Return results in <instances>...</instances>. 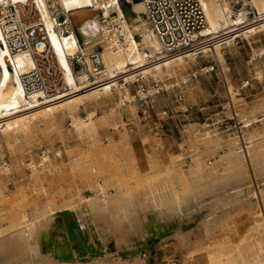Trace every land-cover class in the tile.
<instances>
[{"label": "bare ground", "instance_id": "6f19581e", "mask_svg": "<svg viewBox=\"0 0 264 264\" xmlns=\"http://www.w3.org/2000/svg\"><path fill=\"white\" fill-rule=\"evenodd\" d=\"M251 1L254 20L242 11L226 13L223 0H199L205 15V27L197 34L201 44L193 52L171 55L162 51L138 0H116L103 9H94L92 0H56L71 24L69 38L53 30L45 0H0V17L10 5H35L40 10L46 40L69 89L54 98L26 93L21 75L31 69L32 54L10 51L11 39L3 29L12 27H5L0 18V264H77L59 262L41 250L42 235L56 214L65 211L73 214L86 241L97 238L104 250L108 242L113 246L114 253L104 252L99 263L93 259L84 264H143L118 255L145 240L149 226L174 221L180 246L204 251L206 264H264V97L252 102L238 98L226 77L221 52L238 38L249 41L264 33V0ZM125 4L130 11H125ZM44 47L40 42L37 52ZM78 50L84 56L98 54L103 70L95 77L91 73L75 77L67 55ZM251 50L253 58L264 55V46ZM201 57L210 64L200 72L208 73L214 66L220 70L226 98L235 108L233 114L225 104V116L245 129L237 136L235 131L229 133L231 128L218 131L209 129L213 124H185L184 141L178 144L185 153L169 154L164 163L161 137H144L135 147L124 129L119 131L123 121L115 122L124 108L135 110L129 85L172 79L175 67L197 66ZM255 79L262 80L260 71ZM178 84L164 87L179 88ZM99 104L108 107L100 115L95 110ZM80 108L83 117L78 115ZM65 119L89 148L65 151L70 160L66 174L60 150L53 154L56 161L46 150L37 161L14 159L12 166L28 174L24 186L9 190L7 182L14 179L12 167L4 161L6 154L15 158L37 137L40 126L53 130ZM109 126L117 131V139L106 133ZM84 191L91 195L84 196ZM241 215L250 223L248 233L238 236L235 223ZM196 220V229L184 231Z\"/></svg>", "mask_w": 264, "mask_h": 264}, {"label": "rangeland", "instance_id": "374dc122", "mask_svg": "<svg viewBox=\"0 0 264 264\" xmlns=\"http://www.w3.org/2000/svg\"><path fill=\"white\" fill-rule=\"evenodd\" d=\"M125 11H130V6L128 4H125ZM263 46L264 33H261L250 37L249 41L244 40L243 38H238L230 46L221 49L225 59L224 69L226 77L230 85L233 87V90L240 94L238 98L241 97L246 102H252L264 97V55L253 58L251 50V47L258 50ZM196 61H199V65L175 67L174 78L159 81L158 83L160 86H164L165 84L169 86L175 83L181 84H178L179 88L177 86L172 88L169 87L166 92L150 97L146 102V107L141 106L142 102H140L135 95L138 83L129 85L130 94L135 97L132 103L135 106V110L130 111V109L124 108L120 113V119L118 117L115 122L120 125L122 124L121 121H123L124 126L119 127V131L121 128L124 129L129 136V142L134 144L135 147H137V144L142 138L150 137V139H154L155 133H158L156 138L161 137L160 139L165 146L163 152L160 154V159L164 161V163L168 161L169 154L185 153L184 149L181 152V148L178 147V144H182L184 141L183 137H185V133L183 126L185 124L197 123L203 125L207 123L209 124L213 121L216 122L215 126H223L225 129L230 126L231 130H229V133L235 131L232 128L235 124L230 122L228 117L224 114L226 111L225 98L227 91L220 70L217 66H214V70L208 73L200 72L199 69L202 66L209 65L210 62L204 57L198 58ZM194 71L198 72L195 78L191 77V74ZM257 71H260L262 74L261 81L255 79V73ZM182 78H186L187 81L183 83ZM246 80L249 81L248 87L239 90L241 83H244ZM143 82L150 87L153 81L150 79L149 81L143 80ZM178 93L183 94L184 97L182 101L176 100V95ZM95 108L97 114L100 115L108 107L99 104ZM162 108H166L170 112L171 119H168L166 122L158 121L159 112ZM201 108L205 110L203 112L208 111L212 114L208 121L204 118L191 120L190 117L185 118L179 116L188 114L187 112H200L199 109ZM144 109L146 113H143ZM78 115L81 117L85 115L82 108L78 111ZM134 122L136 123L134 124ZM173 123L176 124V129H172L174 126ZM69 124L70 121L65 119L62 126H58L53 130H48L43 126H40L37 137L30 141L29 146H24L22 150L15 155V158H12L9 153L6 154L4 161L13 168H11V172L13 173L12 179H14L7 182V188L9 190L15 188L14 185L17 184L24 186L27 180L26 175L28 174L27 171L21 172L12 166L14 159L16 161H28L29 158H32L37 161L41 151L44 150L49 152V156H51L54 161H56V158L53 157L54 152L60 150L62 152L60 161L62 162L63 171L65 174L67 173V164L70 160L65 155V151L76 147H78L77 149L79 150L89 148L87 143L78 139ZM106 133L113 139L118 138L117 131L111 129L110 126L107 127ZM139 134H141V139L137 140L136 138H138ZM141 156V154H137L138 161L142 163L143 160ZM186 157L187 155H185V158ZM187 160L188 159H186V161ZM0 164H2V161H0ZM19 179L23 180L19 181ZM83 195L89 196L91 193L89 191H84ZM198 222L199 220H196L190 222L189 225H185L186 228L184 231L196 229ZM174 223L175 221L173 224ZM249 223V219L246 218L245 215H241L236 220L235 233L238 236L246 235L248 233L247 230L249 229ZM155 227H157V224L149 226L148 230H151L152 228L155 229ZM175 231L176 225L166 230V236L162 238L138 240L136 244L134 243V247L127 249V253L121 252L118 257L125 261L128 260L131 263L135 259H140L143 261V264H206L205 252H191V249L181 247ZM232 235L234 236V233ZM235 241L236 240H233V242ZM52 244V239L48 237L45 240V243L41 245L42 252L47 253ZM111 247L112 244H110V248ZM93 251L94 253L92 255L79 258L83 260L81 262L77 261V264H84L93 259H97L96 262L99 263L101 261L100 259H102V257L98 255L99 248L95 245ZM113 253L114 250H110L105 255H111ZM71 258V261H73L74 256Z\"/></svg>", "mask_w": 264, "mask_h": 264}, {"label": "built area", "instance_id": "2783aa9c", "mask_svg": "<svg viewBox=\"0 0 264 264\" xmlns=\"http://www.w3.org/2000/svg\"><path fill=\"white\" fill-rule=\"evenodd\" d=\"M47 5V13L53 24V30L60 36L69 38L72 31L71 24L67 19L66 12L61 9L56 0H45ZM116 0H92L93 8L100 6L108 8L115 3ZM121 3L124 0H119ZM144 8V16L148 21V25L155 35L163 52L171 55L193 52L201 43L197 34L205 27V15L200 6L199 0H138ZM225 12L234 14L242 11L248 20L257 19L256 11L252 6L251 0H223ZM102 11V10H100ZM43 14L35 5L8 6L7 13L2 15L3 21L6 22L5 27L12 29H3L5 34H9V48L11 52L18 50H29L32 54L31 69L21 75V82L24 90L28 94H40L46 98H54L62 93L69 91L65 86L64 74L58 63L57 57L46 40V29L43 22ZM62 19V21H60ZM40 42L45 43L44 50L37 52V45ZM187 52V53H188ZM182 55V54H181ZM199 56L200 53L194 56ZM75 77L81 78L89 73L94 77L103 70L101 60L98 54L84 56L80 50L74 55H67ZM90 69L93 71L89 72ZM197 72L194 71L191 77L195 78ZM249 81L241 83L239 90L247 88ZM148 90H152V94H148ZM168 89L160 86L158 82L153 81L150 88L140 81L138 82L136 97L141 106H145L150 97L166 92ZM143 95V96H141ZM183 94L176 95L177 101L183 100ZM43 98V97H42ZM225 104L234 114V105L225 98ZM146 107V106H145ZM143 113H146L145 109ZM161 113V115H160ZM162 122L171 119L170 112L166 108H162L158 117ZM228 120L235 124L232 128L236 135L240 136L244 131L241 124H236L233 117ZM230 127V126H229ZM229 127L224 128L227 130ZM231 128V127H230ZM246 144H243V148ZM44 152L41 153L43 155Z\"/></svg>", "mask_w": 264, "mask_h": 264}, {"label": "water", "instance_id": "95a60500", "mask_svg": "<svg viewBox=\"0 0 264 264\" xmlns=\"http://www.w3.org/2000/svg\"><path fill=\"white\" fill-rule=\"evenodd\" d=\"M60 21H62V19H60ZM174 225H176V223L158 222L155 229L152 228L148 231V235L145 240L148 238H162L166 236V230ZM50 226L51 228H49L41 237V245H43L45 240L50 237L53 244L49 247V251L47 253L51 254V256L59 262H70L72 260V256H74L73 260L81 262L83 259L79 258L92 255L94 253L93 250L95 245L99 248V256H101L104 252L107 253L108 251L113 250V246L110 248V242L107 243L105 246L106 249L104 250L102 249L103 246L100 240L97 238H94L92 241H86V235L78 230L71 212L65 211L56 214L53 223Z\"/></svg>", "mask_w": 264, "mask_h": 264}, {"label": "crops", "instance_id": "0c3cea01", "mask_svg": "<svg viewBox=\"0 0 264 264\" xmlns=\"http://www.w3.org/2000/svg\"><path fill=\"white\" fill-rule=\"evenodd\" d=\"M199 111L200 112H187L188 114H183V115H179V116H183V117H185V118H188V117H190L191 118V120H198V119H201V118H204L206 121H208L209 120V117H211V113H209L208 111H206V112H203V111H205L203 108H201V109H199ZM202 111V112H201ZM215 116V115H214ZM210 120H211V118H210ZM136 122H134V124H135ZM208 124V123H207ZM215 125L216 124V122H213V121H211V123H209V125ZM173 128L172 129H176V124H174L173 123ZM199 128H201L202 129V126H198ZM212 128H216L217 130H220V131H224V127L223 126H210L209 127V129H212ZM156 135H158V133H155ZM141 137V134H139V136H138V138H136L137 140H139V139H141L140 138Z\"/></svg>", "mask_w": 264, "mask_h": 264}]
</instances>
